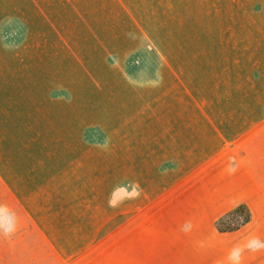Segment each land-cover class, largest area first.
Returning a JSON list of instances; mask_svg holds the SVG:
<instances>
[{"label":"rangeland","instance_id":"374dc122","mask_svg":"<svg viewBox=\"0 0 264 264\" xmlns=\"http://www.w3.org/2000/svg\"><path fill=\"white\" fill-rule=\"evenodd\" d=\"M57 6L24 0L0 84V233L8 264H112L114 239L260 125L264 0Z\"/></svg>","mask_w":264,"mask_h":264},{"label":"crops","instance_id":"0c3cea01","mask_svg":"<svg viewBox=\"0 0 264 264\" xmlns=\"http://www.w3.org/2000/svg\"><path fill=\"white\" fill-rule=\"evenodd\" d=\"M23 2L0 0V84L18 77V14L23 12ZM56 3L58 9H65V0H38L40 14H54ZM200 113L199 128L208 143L213 123L208 110ZM8 116L10 109L4 111V117ZM14 118L17 124L16 98ZM260 121L255 133L234 148L235 161L212 164L114 239L111 263L234 264L229 257L235 249L240 253L239 264H264V117ZM223 149L209 152L197 170ZM240 204L250 209V222L236 231L218 232L215 221ZM186 221L193 225L189 231L182 230ZM6 240L7 232L2 231L0 264H8ZM16 249L13 254L18 259Z\"/></svg>","mask_w":264,"mask_h":264},{"label":"trees","instance_id":"16d2710c","mask_svg":"<svg viewBox=\"0 0 264 264\" xmlns=\"http://www.w3.org/2000/svg\"><path fill=\"white\" fill-rule=\"evenodd\" d=\"M251 220V212L246 204H240L226 212L215 221V227L220 233L240 229Z\"/></svg>","mask_w":264,"mask_h":264},{"label":"clouds","instance_id":"9594fccd","mask_svg":"<svg viewBox=\"0 0 264 264\" xmlns=\"http://www.w3.org/2000/svg\"><path fill=\"white\" fill-rule=\"evenodd\" d=\"M109 206L110 207H114L115 205L112 204L111 200H109ZM192 223L191 221H186L185 222V225L182 226V230L183 231H189L191 228H192ZM255 243H259L258 241H256ZM239 256H240V253L238 250H233L231 253H230V259L233 260L234 264H239Z\"/></svg>","mask_w":264,"mask_h":264}]
</instances>
